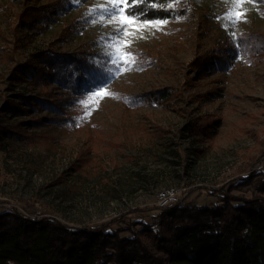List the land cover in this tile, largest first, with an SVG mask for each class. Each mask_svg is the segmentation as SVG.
I'll use <instances>...</instances> for the list:
<instances>
[{
    "label": "rangeland",
    "instance_id": "obj_1",
    "mask_svg": "<svg viewBox=\"0 0 264 264\" xmlns=\"http://www.w3.org/2000/svg\"><path fill=\"white\" fill-rule=\"evenodd\" d=\"M115 3L123 9L124 0H0V123L11 129L2 133L0 204L32 203L67 223L93 224L160 206L165 189L204 201L200 188L264 163V50L195 68L239 33L264 37V0H174L173 17L127 23L123 34L111 21L126 14L104 11ZM33 7L49 17L36 19ZM46 50L89 55L108 76L71 94L15 69ZM157 91V103L140 100Z\"/></svg>",
    "mask_w": 264,
    "mask_h": 264
},
{
    "label": "trees",
    "instance_id": "obj_2",
    "mask_svg": "<svg viewBox=\"0 0 264 264\" xmlns=\"http://www.w3.org/2000/svg\"><path fill=\"white\" fill-rule=\"evenodd\" d=\"M173 1L124 0L123 8L127 6L141 20H154L173 17ZM29 10L36 19L49 17L48 9ZM27 21L26 15L17 19L20 24ZM228 41L223 51L199 57L195 68L225 67L235 55L249 58L264 50V37L257 33H239ZM32 56L41 61L16 62L15 69L71 94L108 76L100 62L86 54L46 50ZM160 96L159 91L146 92L140 100L151 105ZM37 101L48 109L57 106L53 101ZM10 131L0 123V150L7 143L2 133ZM200 189L204 201L179 196L164 206L82 225L60 220L32 203L0 204V264H264V163L222 187ZM37 210L39 214L33 215Z\"/></svg>",
    "mask_w": 264,
    "mask_h": 264
},
{
    "label": "snow or ice",
    "instance_id": "obj_3",
    "mask_svg": "<svg viewBox=\"0 0 264 264\" xmlns=\"http://www.w3.org/2000/svg\"><path fill=\"white\" fill-rule=\"evenodd\" d=\"M228 2L232 3L233 6L235 7V6H238L240 0H228ZM132 7H135V5H132ZM104 11L107 12L109 17H117L118 14L121 13L122 11L126 14V18L124 20H115L114 19L111 21V22L117 23L119 25V27H117L115 29V31L117 33H120V34H123L125 32V25L127 23H131V24L135 25L136 22L141 19V17L139 15L133 14L127 6L123 9H121L119 7V3L112 4L109 8H105ZM112 41L115 43H119L118 39L115 36L112 37ZM110 46L111 45H109V47ZM127 55H128L130 62H126V66L130 68L132 66V64L135 63V59H134V57H132L131 53H128ZM110 58L112 60V63L116 66L117 72H119L120 64H121V58L119 56H117L115 52L110 53Z\"/></svg>",
    "mask_w": 264,
    "mask_h": 264
},
{
    "label": "built area",
    "instance_id": "obj_4",
    "mask_svg": "<svg viewBox=\"0 0 264 264\" xmlns=\"http://www.w3.org/2000/svg\"><path fill=\"white\" fill-rule=\"evenodd\" d=\"M179 190L178 189H165L159 191L157 194V203L160 206H164L169 202L176 201L178 199Z\"/></svg>",
    "mask_w": 264,
    "mask_h": 264
}]
</instances>
